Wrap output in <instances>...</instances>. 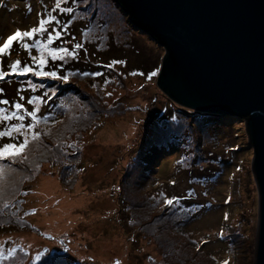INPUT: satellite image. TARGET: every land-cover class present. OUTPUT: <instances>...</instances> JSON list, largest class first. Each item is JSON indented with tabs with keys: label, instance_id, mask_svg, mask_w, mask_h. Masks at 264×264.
<instances>
[{
	"label": "rangeland",
	"instance_id": "374dc122",
	"mask_svg": "<svg viewBox=\"0 0 264 264\" xmlns=\"http://www.w3.org/2000/svg\"><path fill=\"white\" fill-rule=\"evenodd\" d=\"M69 1L60 0L57 7V0H0V46L17 30L38 28L40 19L49 16L56 18L46 24L47 33H52L54 23L63 18L62 9L74 8L70 23L59 29L61 34L49 45L67 48L69 54L63 60L47 55L43 68L68 79L32 72L15 73L12 80L18 85L3 79L0 131L33 123L29 111H36L38 122L34 129L0 137V147L18 146L25 133L29 138L18 156L0 159L7 170L0 182V200L10 197L12 202V178L25 180V189L17 197L22 207L14 209L16 226L0 234V256L7 250L14 252L9 264H33L46 250L59 253L69 264H252L257 190L244 120L227 116L216 124L203 120L207 114L202 112L197 123L191 116H181L185 111L180 105L181 109L173 107L155 77L149 79L151 72L131 69L146 70V60L139 59L148 55L157 65L162 47L152 39H140L143 45L134 43L124 56L129 61L126 66L118 59L121 47L106 46L108 32L122 40L126 29L133 31L115 0ZM138 30L134 29L133 37L142 34ZM35 37L34 41L46 42L48 34L38 32ZM33 40L31 50L19 47V39L13 41L0 55V70L12 76L9 66L19 60L21 67L28 62L39 71L32 60L40 55ZM77 43L82 47L77 49ZM72 52H77L79 67L61 69L63 62L71 61ZM121 52L127 50L123 47ZM139 100H143L141 108ZM17 102L24 105L19 110L24 120L4 119L17 111ZM131 122L136 123L135 134L127 142L118 139L127 129L134 130ZM165 131L177 136L162 141V146L140 143L147 136L159 140ZM33 132L40 133L35 140ZM110 132L117 140L107 141ZM162 148L168 155L160 166ZM206 166L212 170L203 171ZM45 176L64 179L58 199L63 195L85 198L73 210L77 220L59 233L43 220L42 206L37 204L35 191ZM179 195L201 201L182 208L166 203Z\"/></svg>",
	"mask_w": 264,
	"mask_h": 264
},
{
	"label": "water",
	"instance_id": "95a60500",
	"mask_svg": "<svg viewBox=\"0 0 264 264\" xmlns=\"http://www.w3.org/2000/svg\"><path fill=\"white\" fill-rule=\"evenodd\" d=\"M115 2L162 47L155 81L170 100L244 120L257 190L252 264H264V0Z\"/></svg>",
	"mask_w": 264,
	"mask_h": 264
},
{
	"label": "trees",
	"instance_id": "16d2710c",
	"mask_svg": "<svg viewBox=\"0 0 264 264\" xmlns=\"http://www.w3.org/2000/svg\"><path fill=\"white\" fill-rule=\"evenodd\" d=\"M69 2H73V0H70ZM65 4H67V3H65ZM117 8H118V10H120V8L118 6H117ZM72 9H74V8H72ZM68 13L70 15H68ZM61 14L63 15V18H62L61 22L60 23H54V25H53L54 29H53V32L52 33H53V39L54 40H57V38H56L57 37L56 30H59V29L60 30H63V25L65 23H67L68 21L70 23L71 12L62 11ZM80 19H82L83 22H85V24L87 23L85 18H80ZM128 23L131 24V22L129 20H128ZM132 26L131 27L133 29L132 28L131 29L133 31H129L130 28H128V29H126V33H123V39H122L123 41L122 40H119V37L117 35H113L112 33L108 32L109 33L108 34V43L106 44L107 47H108L109 44H111L112 47H114V46H120L121 47V48H118L117 49L118 51H120V56L118 57V59L122 60L123 63H125L126 66H128L129 61L126 60L124 56H126L129 53H131V51L134 49V43H136L138 45V47H139V46L143 45L139 41L140 39H143L142 40L143 42H144L145 38L151 39L150 36L148 34H146L145 32H142V34H138L139 33L138 32L137 35H134L135 37H133V32H134V29H136V28H135V26L133 24H132ZM76 27H79V25H76ZM49 29H50V27L48 28V31H49ZM64 31H66V30H64ZM138 31H141V30H138ZM47 34H49V33H47V31H46V33H43L42 35L45 36ZM111 34L113 36H111ZM116 37H118V39H116ZM34 38H36V37L28 38L29 42H28V40L23 41V42H19L18 43L19 47H21L22 49H24L25 47L23 46V44H25V43L30 44V42ZM61 41H63V39H60V42ZM154 43H155V41H154ZM123 47L127 50V52H125V53L121 52ZM158 47H159V45H158ZM106 49H104V51ZM76 53H75V55H72V59H71L70 62H67L66 64H65V62H63L64 64L60 68L64 70L67 67H70L71 69L72 68H75V67H79V61H80V59L77 58L78 55H76ZM145 57L142 56V58L139 59V60L140 61L141 60L142 61H145L146 60V62H144V64L147 65L146 66L147 67L146 70H145V68H143L141 66L140 67H132L131 68V66L129 65V67L133 71H135V72H139L140 70H142L141 72L146 71V73H150V72L152 73L153 71H156L159 68L160 62L156 65L155 64L156 62L151 59V58H154V57H151V55H148V56H145ZM90 59H91V57L89 58V60ZM160 59H161V57H160ZM0 60H1V57H0ZM155 60H156V58H155ZM126 62L128 64H126ZM0 63L3 64L1 61H0ZM24 64L25 65H29L28 62L27 63L24 62ZM144 64H142V66H145ZM35 65H37V64L35 63ZM96 70H99V72H101V71H103V68H99V69L97 68ZM5 72H7V71H5ZM141 72H139V73H141ZM13 77H17V76H15V73L12 76L11 75H8L7 78L6 77L5 78L6 79H10L9 80L10 83L17 84L16 79H15V81H13L14 79L12 80ZM3 81H4L3 79H0V89H2V90L4 89ZM142 101L139 100L137 102V103H140V105H139L140 108H141V106H143ZM168 101L173 105L174 108L181 109V108H179L180 106H178V104H176V103H174L173 101H170V100H168ZM181 107H182L181 110H183L185 112H180V111H178L176 109H172V110L173 111L180 112L181 116H191V117H193L197 121V123L200 121L199 120V117L197 115L199 113H202V112L195 111V110H192V109H188V108H185L183 106H181ZM206 114H207L206 116H203V118H202L203 120L210 121V122H213V123H216V121H219L218 124L223 123V122H221V120H225L227 116H230V117L233 116V115H222V117L219 118V117H217V115H214V114H208V113H206ZM223 116H225V117H223ZM133 129H134V134H135V132H136V123H135V126L133 127ZM133 135H131V136H133ZM176 136H177L176 134H174V133L172 134V131H170V132L165 131L164 132V135L163 136H160V139L159 140H155V138H153V137L150 138V137L147 136V137L144 138V140H142L143 142L141 141L140 143H142V144L145 143L148 146L151 145V144H156V145H161L162 146V145H165V144H161L162 141L169 140V139L174 138ZM148 139H149V141H147ZM161 155L163 156V159L160 162H157V165L159 164L160 166L163 163V161L167 158V155H168L167 149L162 148ZM197 169L198 168H196V170ZM211 170H212L211 166H206L203 169V171H205V172H210ZM187 172H189V170ZM16 178H12V180H13V182H12V188L10 189L12 191L11 193L15 194L14 197L12 198V202L11 203L9 202L10 197L7 198V199H1L0 200V234L2 232H4V234H6L7 231L10 229V226H16V221L18 219H17V216L15 215V211H17V210H14V209L21 208L22 207V201H21L20 198H17V197H18V195H21V192L25 189L24 188V186H25V180H23V179H16ZM63 180L64 179H62L61 177H58V179H56V181H58L59 187H61V185L63 184ZM163 183H166V182H163ZM163 194L164 195H167V193H163ZM176 198H179V202L178 203L174 202V204H178L179 207H181V208L182 207H189V205L192 206V205L197 204L198 202L201 201L200 199H197V198H196L197 200L196 199H192V198L187 199V200L186 199H182V196L181 195L177 196ZM23 252H25V251H23ZM13 256H14V252H12L11 250L5 251L0 256V263L1 264H9V259H12ZM25 256H27L26 252H25ZM52 259H55L57 261V263H59V264H64V262L66 261L63 257H61V255L59 253H56L55 252V253L51 254V253H48V250H46V251H42V253L40 254L38 260L36 262H34L33 264H49V262Z\"/></svg>",
	"mask_w": 264,
	"mask_h": 264
},
{
	"label": "snow or ice",
	"instance_id": "6c2138e0",
	"mask_svg": "<svg viewBox=\"0 0 264 264\" xmlns=\"http://www.w3.org/2000/svg\"><path fill=\"white\" fill-rule=\"evenodd\" d=\"M60 4V0H57V7H59ZM63 11H67V12H72L73 9L72 8H66V9H62ZM55 17L54 16H49L47 17V19H40L39 21V27H33L31 30L29 31H20L17 30L13 35H10L7 37V41L0 46V55H3V53L5 52L6 49H9L12 42L19 39L21 42L24 41L25 38H33L35 37V35L39 32L41 35L46 31V24L54 22L55 21ZM61 33L59 32V30H56V35L59 36ZM53 42V34L49 33L48 34V38L47 41H43V40H35L34 41V46L36 48L39 49L40 51V55L39 57L33 56L32 60L33 62H35L36 64H38L40 70L37 71L34 68L30 67V66H23L21 67V61L17 60L14 63H12L9 67L11 69L12 73H16L19 75H25L29 72H32L34 75H38V76H45V77H51V78H58L62 81H66L68 79V77L66 76H57V72L56 71H43L44 65L46 63V56L47 55H51V57L53 59L57 58V56L59 57L60 60H63L65 58L66 55L69 54V49L67 48H49V45ZM23 46L25 48H28L31 50V48L33 47V45L30 44H23ZM77 49L81 48L82 46L77 43L75 46ZM72 55H75V52L71 53ZM159 73V69H157L156 71H153L150 76L149 79H151L152 77H155L157 74ZM9 75L8 72L2 71L0 70V79H4L5 77H7ZM3 90L0 89V92H2ZM39 99V97L37 98ZM2 103L4 104H9L8 100H4L2 101ZM29 103H33V101H29ZM24 107V105H22L21 103L17 102L14 105V108L17 111L12 112L10 115H6L3 116L4 119H12V118H18L20 121L24 120V116L23 115H19V110H21ZM4 110L0 109V113H3ZM29 116L32 117V121L33 123L30 124H14L12 125V127L6 131H0V137H4V136H12L13 133H20L22 132L25 128L31 130L34 129L35 127V123L38 122V118H37V113L36 111H29L27 113ZM40 136V133L38 132H33L32 133V139L35 140ZM29 144V138L27 133L24 134V139H23V143L19 144L18 146L16 144H5L2 147H0V159H5V158H15L16 156H18L20 153H22L26 147ZM6 169L5 166L0 164V182H2L4 176L6 175ZM174 202L178 203L179 202V198H170L167 199L166 203L171 206ZM49 264H57V261L55 259H52ZM64 264H68L67 261L64 262ZM117 264H119V262L117 261Z\"/></svg>",
	"mask_w": 264,
	"mask_h": 264
},
{
	"label": "bare ground",
	"instance_id": "6f19581e",
	"mask_svg": "<svg viewBox=\"0 0 264 264\" xmlns=\"http://www.w3.org/2000/svg\"><path fill=\"white\" fill-rule=\"evenodd\" d=\"M131 124L133 127L135 126L134 122H131ZM130 129H127V132L124 131V134L118 139L127 142L128 138L134 134V130ZM115 140L117 139L114 132H110L107 141L113 142ZM58 188L59 184L56 179L45 176L42 177L39 187L35 191L36 196L39 197L37 204L42 206L43 220L52 227L54 233L66 230L70 224L77 220L78 215L73 214V210L85 201L84 197L73 199L68 195H63L62 199H58L56 197V193L59 191Z\"/></svg>",
	"mask_w": 264,
	"mask_h": 264
}]
</instances>
